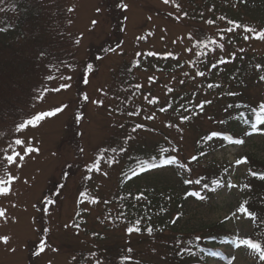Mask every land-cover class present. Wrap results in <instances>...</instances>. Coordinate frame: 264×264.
<instances>
[{"label":"rangeland","instance_id":"obj_1","mask_svg":"<svg viewBox=\"0 0 264 264\" xmlns=\"http://www.w3.org/2000/svg\"><path fill=\"white\" fill-rule=\"evenodd\" d=\"M53 1L56 7L65 11L66 24L61 33L64 34L63 43L66 47L59 51L64 56H69L67 59L73 63V69L64 66L60 76H56V72H48L46 77L42 75V88L36 103L27 97L34 94L35 90H28L27 96L24 95L27 100L23 103L26 107L11 117L27 113L33 117L37 113L53 111L56 108H62V111L45 117L35 126L28 125L21 131L11 128L15 122L12 120L14 118L1 122L0 178L7 180L8 176H12L15 179L6 185L10 189L9 192L0 195V209L4 210V216H0V237H8L7 243L0 240V264H27L29 246L41 242H44L41 246L43 251L41 247L37 249L33 264H74L75 255L79 256L82 251L87 252L90 244L94 246L92 248L99 246L100 249L111 245L113 250L120 247L123 253L130 248L135 259L157 260V256L150 251L147 240L139 241L137 237L134 240H126L125 226L109 215L113 209L112 204L108 205L109 210L104 213L102 205L111 198L117 168L105 160L96 162L95 155H98L99 146L106 144L105 142L115 135L117 125L121 123L120 115L112 111L117 107L116 99L110 96V93L117 94L113 86L112 72L131 58L140 62V68L135 71V84L136 87L139 86V90L136 96V92L133 95V101L138 103L135 105L137 110L134 106L131 107L137 118L133 116L131 119L143 121L145 125L163 131L161 135L168 136L171 143L186 157L194 151L195 138L200 135L197 136L198 131L207 132L215 128L214 123L205 117L211 112L215 116L218 114L214 107L207 110L203 118L198 117L197 124L189 126L164 112L155 113L157 103L164 105L168 103L174 90V94L176 91L180 92L182 83L178 78L186 71H191L189 74L192 76L196 60H200L193 47L192 37L189 38L193 22H175L173 17L179 14L170 1L164 3V0ZM219 1H214L213 5L219 7L214 10L216 13L222 12L229 21L235 22L233 25L238 33L235 35V39L238 38L237 50H242L244 55L263 54L264 40L256 39L254 34L245 32L243 27L264 30L262 1L247 0V5L244 6L236 0H226L229 4L225 3L221 7ZM117 2L120 6L117 16H123L124 21L121 43L95 62L92 67L94 72L88 78L87 84L77 88L76 75L91 51L90 48L102 46L112 31L110 18L112 20L116 6L114 4ZM106 4L110 6L109 13L105 9ZM58 18L53 17L57 25ZM214 19L216 23L211 26H206L203 21H199L195 26L206 30L229 51L231 47L222 39L221 30L225 22L217 15ZM57 28L58 26L53 29L51 23L52 30ZM246 35L248 39H244ZM110 39L112 41L113 37ZM133 55L135 57H132ZM89 65L92 66L91 63ZM214 76L213 73L212 77ZM184 84L192 86L189 79ZM213 91L206 93L207 100L214 97L216 93ZM255 93H258L256 88L252 94ZM15 139H21L24 144L15 145ZM164 139L160 135L155 138L158 142ZM242 140L244 143L221 149L202 162L204 165L213 159L227 161L230 165V180L215 192L209 205L192 199L181 201V205L176 206L177 212L181 213L176 222L177 229L187 231L215 225L220 219L230 215L224 225L234 233L235 240L237 237L244 239L249 234L250 221L232 213L240 196V179L246 174V164H237L236 161L241 160L243 155H251L264 161V135L244 133ZM29 146L37 151L25 152L24 149ZM13 149L20 155L9 164L4 157L12 155ZM20 156H23V160ZM64 170L69 173L65 181L60 177ZM179 178L173 170H156L136 180L131 187L141 188L142 191L158 190L164 194H172L173 187L177 195ZM54 185L56 189L54 187V195L49 197V203L45 197L41 204L43 208L48 205L44 210L48 212L47 216L49 215L47 235L41 240L37 233L40 227L36 222L39 211L37 203L46 192L50 193ZM166 202L170 203L168 207L171 209V199ZM76 216L81 223L78 229H74L72 224ZM156 247L159 251L162 250L160 245ZM224 251L226 259L212 260L210 264H256L249 257L245 246L236 247L231 244L225 247ZM98 252L103 254L101 250Z\"/></svg>","mask_w":264,"mask_h":264},{"label":"trees","instance_id":"obj_2","mask_svg":"<svg viewBox=\"0 0 264 264\" xmlns=\"http://www.w3.org/2000/svg\"><path fill=\"white\" fill-rule=\"evenodd\" d=\"M172 1L179 14L173 17L175 22L181 23L182 20L193 22L191 24L193 47L201 61L196 60L195 68L192 69L194 75L190 76L191 71H186L181 75L179 78V82L182 83L179 87L181 92L176 91L174 94V90L171 100L165 103L162 109L169 117L180 119L186 126H189V124H197L196 118L214 107L218 111L217 117L215 115L210 117L209 113L208 119L215 125L214 133L219 135L209 139L211 132L198 131L197 136L200 135L195 138L194 151L188 157L175 145L169 147V145L159 144L160 142L155 138L163 131L159 130L157 133L141 121L134 122L131 119L133 115L130 109L131 105L137 103L133 101V95L136 92V96L139 90L135 84V71L138 68V62L132 58L121 63L115 70L116 72H112L113 86H115L117 94L110 93V96L117 101L114 112L120 115L121 123L117 125L115 135H112L104 144V146L108 145V152L111 156L125 159L117 176L121 196H115L110 201V204L114 205L111 212L118 223L125 226L126 240H134L136 237L139 241L147 240L150 251L157 256L158 261L135 259L132 256L133 251L128 252L129 248H127V252L123 253L120 247L113 250L111 245L101 249L98 248L99 246L91 247L87 252H80L79 256L75 255L74 264H95L96 259H101L104 264L105 261L107 264H206V258L215 245L227 244L232 240L231 232L221 223L187 231L177 229L176 222L179 219V213L176 206L180 203L179 200L183 193L190 190L184 186L186 181L196 183L200 191V199L203 197V201H205L210 197L216 180L226 177L227 166L225 163L212 160L205 166H201V162L219 146L238 141L244 132L252 131L251 124L255 122L259 105L264 104V80L260 79L261 76H264V53L244 55L242 50H237L238 38L235 39V35L238 33L235 32L234 25L229 24V18L225 14L223 15L220 11L215 12L214 9L219 8L213 5L215 0ZM236 1L241 5H247V0ZM260 1L264 4V0ZM54 2L53 0H0V8L3 9L0 11V29H4L0 31V125L8 118H14L12 120L15 122L11 127L13 129L30 119L32 116L30 114L29 116L28 113L18 117H11V115L18 111L21 112V108L26 107L23 103L27 97L36 103L42 88L40 85L41 77L43 79L42 75L46 77L48 72L57 73L62 67L64 69V66L72 68L73 63L67 59L69 56H64L59 51L66 47L63 43L64 34L61 33L66 24L65 11L61 10V7H56ZM118 2L114 4L116 6L112 20L110 18L112 31L102 46L90 48L91 51L88 52L87 58L76 75L77 88L84 87L85 78L94 72L89 70V63L91 62L95 66V62L107 52L114 50L122 39L124 21L123 16H117V13H120ZM225 3L228 2L220 0V7ZM106 5L105 9L109 13L110 6ZM231 14L233 13L231 12ZM216 15L225 22L221 30L223 31L222 39H225L227 45L231 47L229 51L214 40L206 30L195 26L199 21L205 22L206 26H211L216 23L214 21ZM61 16L63 18L60 19ZM53 17H59L58 25ZM208 21H213V23H208ZM51 23L53 29L56 26L58 28L52 30ZM229 28H232L233 31H227ZM111 37H113L112 41ZM257 65L261 66L259 70ZM201 72L203 75H199ZM88 73L90 74L87 75ZM213 73L214 77H212ZM201 77L204 80H209L210 82H208L214 86L210 88L208 86L210 84L202 80ZM188 79L192 86L186 92L187 84L184 83ZM255 88L258 93L254 95L252 92ZM30 89L35 92L31 96H27ZM209 90H214L213 92L216 93L211 100L205 98V93ZM25 94L27 97L24 96ZM211 113L213 114V112ZM241 113H243V118H241ZM137 125L142 127L137 128ZM257 127L264 129V125H257ZM134 128L135 131H133ZM146 135L152 138L147 139ZM163 136L168 137L165 134ZM121 148L126 151L121 152ZM111 149H116V151L113 152ZM246 161L248 171L246 178L242 180L243 195L238 208L246 202L245 207L256 214L254 232L249 238L264 246V180L259 178L260 175H264V161L253 156L246 157ZM142 164L146 166L143 170L141 169ZM151 165H156V167H151ZM166 168L178 173L180 177L178 180L180 184H177V191H179L177 195L174 193V188L171 187L173 192L171 199L173 196L176 199V201L172 200L173 204L171 201V209L167 208L168 204L164 202L165 198H162L163 193L158 190L148 191L146 194L137 193L138 191L132 192L131 186L136 180L152 170ZM182 170H185V173L181 175ZM64 172L66 171L64 170ZM252 172L257 175H251ZM54 187L56 189V185L52 187L49 194L44 192V197L37 203L39 211L36 222L40 224V227H37V233L41 240L46 238L48 226V212L44 210L48 205L43 208L41 204L45 197L49 203V197L54 195ZM123 189L124 192H122ZM129 227H138L139 231L129 234L127 232ZM149 228L152 229L151 234L147 231ZM197 237L200 239L198 240ZM151 242L153 243L151 244ZM42 245L44 242L29 246L27 264L35 262L37 249ZM157 245H160L161 251L157 249ZM123 248L122 246L121 249L123 250ZM99 250L103 251V254H100ZM92 253L96 254L95 257L91 255ZM125 256L131 259L122 261V257ZM256 257L258 258V256Z\"/></svg>","mask_w":264,"mask_h":264},{"label":"snow or ice","instance_id":"obj_3","mask_svg":"<svg viewBox=\"0 0 264 264\" xmlns=\"http://www.w3.org/2000/svg\"><path fill=\"white\" fill-rule=\"evenodd\" d=\"M164 3H169V0H164ZM177 7H179V5H177ZM71 10V9H70ZM0 11H3L2 8H0ZM93 23H96L95 21H93ZM208 23H213V21H208ZM229 24H235L234 21H229ZM236 27H241L240 25H236ZM244 27V31L247 33H252L254 34L256 39H260V40H264V30H260L257 31L256 29L249 27V26H243ZM4 29H0V31H3ZM227 31H233L232 28L227 29ZM189 38H191V35L189 36ZM249 37L246 35L244 37V39H248ZM148 55H153V53H148ZM91 65L88 66L89 70H91ZM257 69L259 70L261 68L260 65L256 66ZM199 75H203V73H199ZM52 77H49V79H51ZM260 79L264 80V76H261ZM210 88L213 87L214 85H208ZM66 87V86H65ZM139 87V86H137ZM85 99H87V97H85ZM163 110V109H162ZM62 111V108H56L53 111H49V112H40L35 114L33 117H31L30 119H27L26 121L22 122L21 124H19L17 126V131H21L23 130L25 127H27L28 125H32L35 126L36 124H38V122H40L41 120H43L45 117H50L55 115L56 113ZM253 111H255V109H253ZM131 114V113H130ZM241 118H243V113H241ZM246 123L248 121H245ZM257 125H264V104H260L259 105V111L256 112V116H255V122H253L251 124L252 130L253 132H260L261 134H264V129L258 128ZM137 128L142 127L141 125H137ZM136 129L134 128L133 131H135ZM219 135L218 133H212L209 136V139L212 136H217ZM129 139H131V137H129ZM15 145H23L24 141H22L21 139H15L13 142ZM236 143L238 144H242L244 143L243 140H238L236 141ZM11 147V145H10ZM25 152H32V151H37L36 149L32 148V147H27L24 149ZM111 151L115 152L116 149H111ZM121 152L126 151V149L121 148L120 149ZM20 154L18 152L15 151V149H13V154L12 155H5L4 159H6L8 161L9 164L13 163L15 161L16 156H19ZM20 159L23 160V156H20ZM193 159H196V157H193ZM171 162V161H169ZM237 164H241V163H246V159H241V160H237L236 161ZM145 165H141V169H145ZM151 167H156V165H151ZM91 170V169H90ZM133 174L135 175V171L133 170ZM251 175L256 176L257 173L252 172ZM260 179L264 180V175H260L259 176ZM15 179L12 176H8L7 180L0 178V195H4L7 194L9 192V187H7L6 185L10 184L11 181ZM186 183H190V181H186ZM197 183H199V181H197ZM234 186V185H233ZM205 187H207V185H205ZM245 187H248V185H245ZM83 195V194H82ZM201 199H203V197H201ZM95 202V201H93ZM246 204V202H245ZM245 204H241L240 207L237 209V212L244 214V216L248 219H251L253 223L256 222L257 220V216L255 213L249 211L246 207ZM233 215L235 216L236 213H233ZM0 216H4V210L0 209ZM226 219H228V217H226ZM138 223V222H137ZM133 231H139V228H133V227H129L127 229V232L130 234ZM149 232V234H151L152 229H148L147 230ZM197 239L199 240L200 238L197 237ZM0 240H2L3 242L7 243L8 241V237H0ZM233 244H235L236 247H240V246H246L247 249L251 250L252 254L255 256H258L259 261L264 262V246H262V244L260 242H254L251 238H244V239H240L239 237L236 238V240H234L232 242ZM41 251H43V247H41ZM132 249H128V252H131ZM93 257H95V253L91 254ZM209 255L212 256H217L220 255L219 252H209ZM131 258L128 256L122 257V261H127L130 260ZM95 264H103V261L101 259H96Z\"/></svg>","mask_w":264,"mask_h":264}]
</instances>
